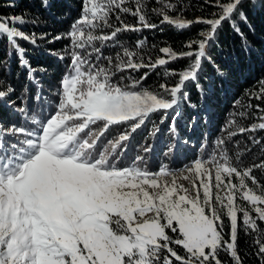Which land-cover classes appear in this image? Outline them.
Listing matches in <instances>:
<instances>
[{"label":"snow or ice","instance_id":"snow-or-ice-1","mask_svg":"<svg viewBox=\"0 0 264 264\" xmlns=\"http://www.w3.org/2000/svg\"><path fill=\"white\" fill-rule=\"evenodd\" d=\"M50 2L39 0L45 9ZM78 2L79 15L55 35L25 31V25L46 24L28 10L0 18L5 51L0 67L6 71L15 53L28 81L17 93L0 76V108L24 122L0 123V264H244L240 233L251 238L252 254L264 264V184L254 175L264 171V147L250 166L243 164L239 141L234 159L228 147L238 135L264 131V122L248 127L237 122V117L250 116L264 121V115H256L264 108L252 104L264 102V78L257 81L258 88L245 92L247 105L234 101L211 147L207 137L202 139L204 155L178 170L165 163L156 171L148 167L166 123L170 139L163 145L165 158L189 143L181 141L177 122L185 109L193 113L187 127L199 122L209 91L201 75L205 67H213L217 78L225 75L213 55L220 33L227 26L247 48L243 6L264 5V0H205L214 11L195 20L183 18V0ZM153 2L156 6L150 8ZM149 12L159 17L158 23ZM171 12L179 15L173 18ZM128 16L136 23L127 22ZM165 23L177 30L203 27L179 52L170 45L159 47L163 57L156 59L150 54L144 58L147 37L132 45L120 39L123 33L156 30ZM60 40L68 44L47 49ZM21 41L68 60L51 98H45L35 75L46 69L32 66ZM105 48L116 51L106 55ZM179 61H184L179 68L165 67L164 83L145 85L158 67ZM141 69L147 71L133 75ZM29 100L39 105L38 111ZM154 114H160L158 122L152 120ZM149 123L147 137L125 164L134 135ZM248 140L252 146L264 143L255 135ZM221 253L230 259L224 261Z\"/></svg>","mask_w":264,"mask_h":264},{"label":"trees","instance_id":"trees-1","mask_svg":"<svg viewBox=\"0 0 264 264\" xmlns=\"http://www.w3.org/2000/svg\"><path fill=\"white\" fill-rule=\"evenodd\" d=\"M175 2V0H172ZM8 4H15V7H8ZM156 6L153 2L150 8ZM183 7L186 9L183 14L184 19L195 20L202 15H208L214 9L205 5V0H183ZM244 10L248 15V25H244L245 35L248 38V47L244 48L241 45L239 37H236L231 30L225 26L224 30L220 33L219 42L213 52L216 60L220 66V70L225 73L223 77L217 78L213 67H205L202 75L204 84L209 88L205 109L201 112L199 122L193 127H187L189 117L193 114L191 110L185 109L184 114L177 122V132L181 141L188 139L189 143L185 146L183 143L177 148L175 155L170 158H165L161 153L164 143L170 139L168 134V123L162 126L161 133L156 140V151L151 154L148 160V167L156 171L162 163L169 165L173 170L181 169L184 165L189 164L199 155H204L201 149V141L207 137V143L211 147L212 142L220 136V129L225 125L226 119L229 114L233 112L234 101L239 100L240 105H247L248 101L245 98V92L258 88L257 81L264 78V5H257L256 7H249L244 5ZM23 10H28L32 16H39L42 20L46 21L45 25L33 29L32 25H25V31H35L36 33L50 32L52 35L62 33L68 29L69 23L74 17L79 15V2L78 0H51L47 9L40 6L39 0H0V18L10 14H17ZM150 19L154 23L159 22V17L152 15L149 12ZM170 15L176 18L179 14L171 12ZM114 19V17H113ZM127 22L136 23L135 18L126 17ZM250 26V27H249ZM202 25H195L191 29L177 30L167 23L161 25L156 30H144L142 33H123L120 39L127 44L132 45L141 37H147L144 58L147 60V55L150 54L153 59L163 57L159 53V47L171 46L174 50L179 52L181 44L185 42L188 37L196 36ZM22 46L26 47V57L33 67L45 68V72H37L35 75L42 84V91L45 98H51L55 90L57 82L65 72V66L68 60L59 61L56 56L48 55L45 48H33L30 44L20 42ZM42 45L45 43L40 42ZM68 44L67 40H60L56 43L47 44V49L58 50L62 49L64 45ZM155 44L153 49L151 46ZM116 49L105 48V54H110ZM5 59V51L3 45V38L0 37V60ZM184 61L169 64L167 66H160L153 71L148 79L144 82L146 86H158L159 83H164L166 79L163 76L165 67L179 68ZM147 69H141L133 75L139 77ZM127 75V73H124ZM0 76L8 81L17 91L20 92L21 88L28 83L24 70L20 69L17 62L15 53L8 59V67L5 71L0 67ZM118 78V77H117ZM169 83L174 80H168ZM32 94H35V87H32ZM188 91L192 94L193 99L197 98L196 90L189 87ZM260 103L264 108V102L253 100L252 104ZM29 107L34 110H39V105L34 100H29ZM239 107V106H238ZM253 113L256 112L252 108ZM257 116L264 115V113H256ZM160 114H154L152 120L158 122ZM18 122L23 124V121H16L15 117L7 108H0V123L7 126L10 123ZM237 122L243 124L245 127L250 126L252 123L264 122L259 119H253L251 116L244 120L237 117ZM152 127L151 123L144 126L134 135V139L129 144L127 156L124 163H129L130 160L137 154L138 145L142 144L146 131ZM249 135H255L258 139L264 141V131L258 130L255 133H247L245 135H238L234 137L229 147L230 155L233 156L236 149L235 141H239V150L244 152L242 157L243 164L250 166L254 160H257L260 152L259 148L264 147V143L260 146H252L248 140ZM140 143V144H139ZM137 145V146H135ZM246 147H252V152L246 151ZM257 179L264 184V171H255ZM250 237L244 236L240 233L238 240V252L244 260V264H258L256 257L252 254L249 247ZM221 258L228 261L230 258L221 253Z\"/></svg>","mask_w":264,"mask_h":264},{"label":"rangeland","instance_id":"rangeland-1","mask_svg":"<svg viewBox=\"0 0 264 264\" xmlns=\"http://www.w3.org/2000/svg\"><path fill=\"white\" fill-rule=\"evenodd\" d=\"M148 132H149V131H148V129H147L146 134H144L145 137H147ZM145 137L143 136V138H145ZM139 144H140V143H139ZM135 146H137V145H135ZM179 183H183L186 187H189V188H190V184H189L188 181L180 180ZM248 183H249V186H250V187H254V186L251 185V182H250V181H249ZM258 194H259V193H258ZM238 203H240V201H238Z\"/></svg>","mask_w":264,"mask_h":264}]
</instances>
